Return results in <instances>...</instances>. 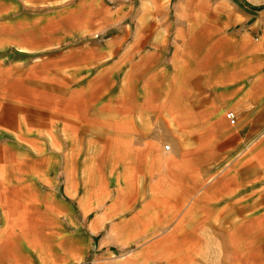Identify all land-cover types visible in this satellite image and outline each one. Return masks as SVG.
Instances as JSON below:
<instances>
[{
    "label": "crops",
    "instance_id": "obj_1",
    "mask_svg": "<svg viewBox=\"0 0 264 264\" xmlns=\"http://www.w3.org/2000/svg\"><path fill=\"white\" fill-rule=\"evenodd\" d=\"M136 2L0 0V264H264V0Z\"/></svg>",
    "mask_w": 264,
    "mask_h": 264
},
{
    "label": "rangeland",
    "instance_id": "obj_2",
    "mask_svg": "<svg viewBox=\"0 0 264 264\" xmlns=\"http://www.w3.org/2000/svg\"><path fill=\"white\" fill-rule=\"evenodd\" d=\"M134 1V0H133ZM139 0L135 3V7L132 9V14L127 19V25L131 27V33L133 34L136 29H138V21H137V15L139 14ZM98 36V35H97ZM227 250V249H226ZM187 250H185V254L181 257V264H191L187 263ZM225 249H221L219 247L212 248L211 249V256L207 257L206 261H204V254L203 249H199L198 255L196 257V262L193 264H240L239 262H235V259L226 258L225 257ZM242 264H248V263H242ZM255 264H261V263H255Z\"/></svg>",
    "mask_w": 264,
    "mask_h": 264
},
{
    "label": "built area",
    "instance_id": "obj_3",
    "mask_svg": "<svg viewBox=\"0 0 264 264\" xmlns=\"http://www.w3.org/2000/svg\"><path fill=\"white\" fill-rule=\"evenodd\" d=\"M227 117L231 120H234V114L231 111L227 113Z\"/></svg>",
    "mask_w": 264,
    "mask_h": 264
}]
</instances>
